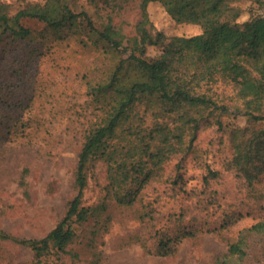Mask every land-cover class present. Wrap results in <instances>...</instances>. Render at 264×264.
<instances>
[{
	"label": "rangeland",
	"instance_id": "374dc122",
	"mask_svg": "<svg viewBox=\"0 0 264 264\" xmlns=\"http://www.w3.org/2000/svg\"><path fill=\"white\" fill-rule=\"evenodd\" d=\"M45 0H0L10 13ZM84 11L94 26L127 52L155 57L145 34L167 39L200 32L198 25L176 23L157 2L147 0H65ZM239 24L264 16V0L237 2ZM27 39L0 45V231L17 239H41L65 215L75 195L73 173L95 106L86 82L100 77L113 60L85 35L65 29L55 34L36 20L23 19ZM68 35V36H65ZM256 76L264 90V68ZM206 94L228 112L215 111L194 128L187 147L154 170L136 200L117 204L107 195L106 166L94 161L83 192L84 207L95 214L74 224L64 249L52 246L41 256L0 238V264H212L239 233L264 221V122L244 111L264 114V91L246 104L234 84L218 80ZM136 111L143 115L141 108ZM141 124L151 127L146 112ZM243 144V154L235 143ZM250 153L252 161L243 155ZM253 162L252 164H249ZM252 167H260L254 178ZM253 172L254 168L251 169ZM243 264H264V233L248 239Z\"/></svg>",
	"mask_w": 264,
	"mask_h": 264
},
{
	"label": "trees",
	"instance_id": "16d2710c",
	"mask_svg": "<svg viewBox=\"0 0 264 264\" xmlns=\"http://www.w3.org/2000/svg\"><path fill=\"white\" fill-rule=\"evenodd\" d=\"M157 2L176 23L198 25L200 32L167 39L161 32L145 34L147 46L159 47L155 57L127 52L116 40L98 30L84 11H72L65 0L32 3L10 13V6L0 4V45L27 39L29 28L23 19L43 23L55 34L66 30L85 35L90 42L113 60L100 77L86 82L95 106V121L84 137L73 173L75 195L69 201L63 218L41 239H17L0 231V238L29 247L36 257L51 246L64 249L74 238L73 225L85 223L95 209L81 206L94 161L106 166L107 195L117 204L133 203L154 170L184 144L194 140L193 128L215 111L228 112L206 94L205 88L218 80L238 88L246 104H257L262 83L256 78L264 68V16L239 24L237 2L240 0H147ZM68 36V35H65ZM149 112L155 119L151 127L141 124L139 112ZM252 122H264V114L244 111ZM237 153L246 149L235 143ZM252 161L250 153L243 155ZM253 162L249 163L252 164ZM254 168L253 172L251 169ZM247 174L254 178L260 167ZM264 233V221L244 228L227 250L212 264H243L248 256V239Z\"/></svg>",
	"mask_w": 264,
	"mask_h": 264
}]
</instances>
